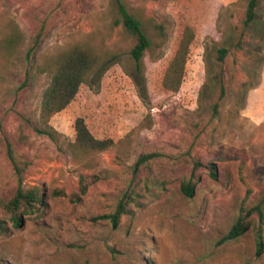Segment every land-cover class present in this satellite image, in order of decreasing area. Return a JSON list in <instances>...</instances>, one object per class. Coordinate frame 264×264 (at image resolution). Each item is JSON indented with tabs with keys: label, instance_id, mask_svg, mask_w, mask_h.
<instances>
[{
	"label": "rangeland",
	"instance_id": "1",
	"mask_svg": "<svg viewBox=\"0 0 264 264\" xmlns=\"http://www.w3.org/2000/svg\"><path fill=\"white\" fill-rule=\"evenodd\" d=\"M124 1L168 25L158 58L144 59L148 104L141 81L125 71L133 41L116 22L114 0H0V37L11 20L23 36L12 56L0 57V198L19 184L44 193L40 210L17 226L0 207V264H264L252 224L225 238L241 208L264 195V34L257 23L243 25L247 0ZM258 14L263 21L264 0ZM185 24L195 37L180 88L171 92L162 75ZM40 27V45L27 60ZM82 39L118 55L51 117L50 134H38L49 78L34 65ZM219 46L228 48L222 62ZM148 109L152 125L138 129ZM77 117L96 138L117 141L132 131L127 156L112 147L95 155V167L84 166L67 147ZM150 151L161 155L134 170L138 155ZM93 172L99 179L77 194L78 175ZM190 175L188 197L180 182ZM124 193L131 195L127 211L112 227L102 215Z\"/></svg>",
	"mask_w": 264,
	"mask_h": 264
},
{
	"label": "trees",
	"instance_id": "2",
	"mask_svg": "<svg viewBox=\"0 0 264 264\" xmlns=\"http://www.w3.org/2000/svg\"><path fill=\"white\" fill-rule=\"evenodd\" d=\"M116 9V22L120 24L123 32L128 35L133 43L128 51L125 66L127 74H135L138 81H141V99L148 104L147 84L145 76L146 56L150 60L158 58V54L164 47L167 40L168 25L165 21L159 20L156 16L144 15L141 8H131L124 0H114ZM261 0H247L243 25L257 23L258 33L264 34V20H260L258 11ZM220 15H218V18ZM42 28H38L30 46L26 50V59H33L35 51L40 45ZM195 37L194 28L185 24L181 30L176 49L168 61L161 84L165 90L177 92L180 88L185 73V64L189 53L190 45ZM22 32L18 24L11 20L7 23V33L0 37V57L9 58L12 56L22 41ZM215 59L222 62L228 53V48L219 46L216 49ZM117 53L106 50H97L88 40H78L66 47H61L53 52L43 54L35 63L34 68L38 74H46L49 78L48 84L43 89L40 99L38 114V126L34 130L38 134H50L52 126L51 117L64 109L74 98L78 88L83 83L90 80L100 73L104 67L116 59ZM221 94L223 85L220 86ZM219 103L214 104V114L217 113ZM152 119L150 111L139 122L137 128H150ZM75 138L67 142L68 150L71 155L79 160L84 166L95 167L97 165L95 155L107 149L115 147L121 156H127L131 147L132 131L125 134L122 138L114 141L111 138H96L89 131L83 118L77 117L74 122ZM6 147L11 153V147L6 142ZM158 151L144 152L136 158L133 169L136 170L141 165H147L151 160L159 157ZM194 163V166L198 165ZM209 174L216 177V169L211 164ZM99 179L95 172L91 174L78 175V192L83 194L89 185ZM195 190V181L192 175L183 177L180 182V191L185 196H192ZM43 190L39 185L27 188L20 184L14 189L8 198H0V207L8 217L9 221L15 226L20 224L21 218L25 214L36 213L43 204ZM131 195L124 193L123 197L116 203L111 212L104 213L102 216L107 219L112 227H116L122 214L127 211L126 199ZM252 214H256L252 221L248 219ZM254 228V243L256 254L264 250V195L254 201L249 207H242L237 218L225 235L226 239H233L244 232L250 225ZM3 229L0 225V230Z\"/></svg>",
	"mask_w": 264,
	"mask_h": 264
}]
</instances>
